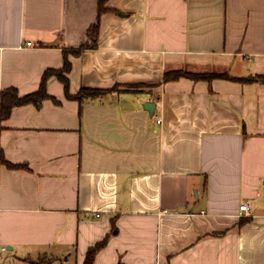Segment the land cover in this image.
I'll return each mask as SVG.
<instances>
[{
	"label": "crops",
	"instance_id": "1",
	"mask_svg": "<svg viewBox=\"0 0 264 264\" xmlns=\"http://www.w3.org/2000/svg\"><path fill=\"white\" fill-rule=\"evenodd\" d=\"M97 5L0 0V89L37 90L62 48L89 42ZM105 7L96 46L68 55L69 91L117 90L78 102L50 76L57 102L0 121V154L20 164L0 161V264H83L104 237L92 264H264V82L162 80L264 74V0Z\"/></svg>",
	"mask_w": 264,
	"mask_h": 264
},
{
	"label": "trees",
	"instance_id": "2",
	"mask_svg": "<svg viewBox=\"0 0 264 264\" xmlns=\"http://www.w3.org/2000/svg\"><path fill=\"white\" fill-rule=\"evenodd\" d=\"M106 0H98L97 5V18L95 22L90 24L86 30L87 36L89 38V42H81L79 46L75 48H62L63 53V65L60 68H48L46 69L41 77L39 88L33 92L20 95L18 90L15 87H7L4 89H0V121L7 118L11 112V109L15 106L27 104V103H38L43 99H51L54 102H57L55 97L49 95L46 90V82L50 76H55L57 79L63 84L65 97L68 99L77 100L78 102H82L84 99L93 98L97 96H101L109 91L117 90V86H113L112 88H89V87H81L76 93H71L69 91V80L67 77V73L70 70L71 63L68 59L69 54L79 55L81 51L85 48H93L96 46L97 35H98V20L101 12L105 11L107 8L105 7ZM180 77H186L192 80H205L211 81L214 78H226L237 80L241 82H254L261 81L264 82V74H257L252 76H242V77H231L226 71H192L185 68L179 69H168L163 72L162 80L164 82L179 79ZM141 86L142 84H129L128 86ZM0 161L7 165L10 168H18L20 164H13L4 159L2 154H0ZM106 242V237L102 240L96 242L94 245L90 246L87 250L85 260L83 264H92L94 255L96 251L101 248ZM38 264V263H35ZM123 264V263H117Z\"/></svg>",
	"mask_w": 264,
	"mask_h": 264
},
{
	"label": "built area",
	"instance_id": "3",
	"mask_svg": "<svg viewBox=\"0 0 264 264\" xmlns=\"http://www.w3.org/2000/svg\"><path fill=\"white\" fill-rule=\"evenodd\" d=\"M26 45H31V42H26ZM158 121H160V119H157ZM239 209L241 211H247L249 209V203L245 202L240 204ZM95 216H99V213H96Z\"/></svg>",
	"mask_w": 264,
	"mask_h": 264
},
{
	"label": "rangeland",
	"instance_id": "4",
	"mask_svg": "<svg viewBox=\"0 0 264 264\" xmlns=\"http://www.w3.org/2000/svg\"><path fill=\"white\" fill-rule=\"evenodd\" d=\"M212 69H215V68H212ZM219 69V68H218ZM226 69V68H225ZM220 70H223V68L221 67V69ZM210 71V70H209ZM230 71V73H235L234 71H232V70H229Z\"/></svg>",
	"mask_w": 264,
	"mask_h": 264
}]
</instances>
